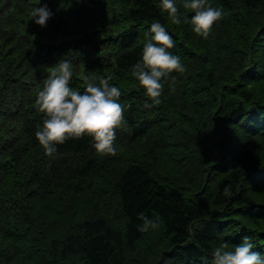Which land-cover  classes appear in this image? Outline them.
Segmentation results:
<instances>
[{
  "label": "trees",
  "instance_id": "1",
  "mask_svg": "<svg viewBox=\"0 0 264 264\" xmlns=\"http://www.w3.org/2000/svg\"><path fill=\"white\" fill-rule=\"evenodd\" d=\"M158 3L0 0V264H211L245 236L264 253V0H209L223 16L206 39ZM44 4L46 27L31 20ZM154 21L185 71L146 109L131 72ZM62 59L71 87L102 75L120 88L115 156L88 136L53 155L36 139L37 94ZM141 216L158 226L140 231Z\"/></svg>",
  "mask_w": 264,
  "mask_h": 264
},
{
  "label": "clouds",
  "instance_id": "2",
  "mask_svg": "<svg viewBox=\"0 0 264 264\" xmlns=\"http://www.w3.org/2000/svg\"><path fill=\"white\" fill-rule=\"evenodd\" d=\"M180 2L187 11H181L178 0H159L158 7L173 24L188 25L197 36L206 39L221 20L223 10L209 0ZM188 12L194 15L189 17ZM52 16L53 12L44 4L33 9L31 20L46 27ZM144 35L141 58L132 66L131 75L144 89L147 97L144 107L148 109L162 103L165 83L173 73H183L185 65L181 56L171 51L176 41L162 23L154 21ZM72 79L70 60L62 59L52 68L35 102L37 110L44 114L42 123L37 125L36 139L47 155H53L67 139L88 136L95 142L93 146L99 154L115 156L119 147L117 129L124 122L126 109L120 102V88L110 83L111 78L84 75L86 87L80 91L70 86ZM222 195L232 198V184L224 185ZM140 218L143 220L140 231L147 232L158 226L148 216ZM255 247L250 236L231 248L223 242L212 250L211 264H264V253L254 251Z\"/></svg>",
  "mask_w": 264,
  "mask_h": 264
}]
</instances>
